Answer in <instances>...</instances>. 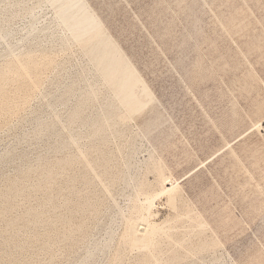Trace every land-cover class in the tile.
Wrapping results in <instances>:
<instances>
[{
  "label": "rangeland",
  "instance_id": "rangeland-1",
  "mask_svg": "<svg viewBox=\"0 0 264 264\" xmlns=\"http://www.w3.org/2000/svg\"><path fill=\"white\" fill-rule=\"evenodd\" d=\"M0 1L3 2L0 3V11L3 9L2 6L9 2L13 14L16 15L9 20L8 25L9 29L18 31L15 35L17 39L21 29H24L29 21L25 12L26 8L34 6L32 4L35 2L29 0L26 2L29 4H25L24 7L22 4L17 5L20 9L24 8L20 11L19 7L11 4L14 0ZM87 2L140 73L156 102L147 105L140 113L134 115L127 123V126L129 125L126 126L127 131L124 130L125 126L122 127V137H115L121 141L119 143L113 136L114 139L107 135L109 140L105 139V143L103 141L104 146L98 139L94 141V144L90 138L82 134L80 137L83 141L79 139L80 137L78 138L81 140L78 142L79 149L76 145H72L73 148H71V144L64 142L70 147L63 148L66 146L63 143V145L60 144L61 149L56 151L51 147L63 141V138L66 139V134L70 132L71 127L75 128L71 134H75L77 130L86 129L69 125L64 119L69 113L70 106L75 104L76 98L69 101L72 104L57 103L52 110L43 108L38 114V120L45 126L49 123L46 127L41 128L38 123L29 121L27 116L36 108L39 110L43 95L48 94V97H51L53 93L58 94L56 84L61 83L60 85L63 86L67 82L70 83L73 78L75 79L79 72V64L78 67L76 66L79 56L77 48L75 47V50L72 46L70 49L57 44L50 47L48 40H40L37 42L39 47L35 51L43 50L44 56L40 60L42 55H38L39 58L35 56L38 58L37 61H40H38V67L40 63H43V66L50 63L51 66L47 68L45 65L47 69L43 70L44 67L40 64L42 68L39 67V69L41 68L42 74L37 68H33L34 71H31L32 68L25 72L21 71L23 73L21 78L16 77L21 70V63L13 62L16 57L10 60V64L14 63L17 69L11 65L8 68L14 67V71L18 72L13 75V69L11 72L7 68L14 76L12 78L18 79L15 83L23 84L21 80H25V87L21 84L24 88L19 87V89L24 90L30 86L28 90L31 94L27 93V88L22 91L18 90V87L16 90V86L11 87L7 82L15 85L13 82L15 80L9 79L4 81L2 89L10 87L11 91L5 89L6 95L3 90L0 93V96H4V99L0 97L2 105L5 102V105L14 108L15 104L19 108L9 111L8 108L12 109V107L5 108L6 106L3 105L4 108L0 110V157L8 150L10 153V158L6 162L0 158V198L4 199L8 185L17 180L18 183L20 181L18 185L15 182L13 186L12 184L9 186L13 187L8 189L9 195L6 193L10 200L5 197L0 206L2 207L0 210L7 207L5 209L7 211H3L4 214L1 211L3 215L0 214V264H77L84 256L86 248L94 241L104 238L106 227L110 228V226L114 230L115 237L109 249L103 251L102 256L97 257L96 264H112V262L113 264H139L137 260L140 258V251L116 247L118 236L124 231L125 218L128 216L130 205L142 196L141 193L136 196L130 185L122 187L124 183H120L118 179L122 164L129 154L132 155L130 161L132 168L135 166L134 172L131 171L132 174L134 173L133 177L147 183L152 182L153 186H157V182L154 183L156 174L152 170L153 164H150L152 162L150 158L153 156L154 160L159 161L162 178L169 176L180 186L184 203L180 209L174 210L169 206L165 196L157 197L147 222L150 221L151 224L153 222L159 228L163 225L161 227L163 230L173 226L176 231L175 237H181L182 231H185L182 226L188 225L189 222L185 216L180 219L178 213L187 211L188 215H191L192 211H196L190 218L195 219V216L199 215L198 218L206 225L205 236L212 235L214 242L218 243L214 245L215 253L205 250L196 258L193 257V264H209L216 257L222 258V264H264V0H87ZM36 12L38 27L45 25L52 15L51 11L45 7L42 11ZM2 49L3 45L0 43V51ZM44 51L46 54L49 52L51 54L45 55ZM47 57L51 62L52 59L58 62L51 63ZM44 60L47 62L45 63ZM1 61L4 60L0 59V65L4 66ZM32 72L38 76L33 78ZM30 77L31 81L35 79L40 86L31 84ZM26 80H28L27 84H25ZM31 85L35 86L32 92ZM12 90H16V93L19 91L17 96ZM7 92L10 97L7 96ZM26 93L27 96H25ZM14 95L17 97H15L16 101L15 98H11ZM10 98L14 99L12 101L14 104L9 102ZM22 102L25 105H22ZM2 111H7V114L1 113ZM9 112L11 113L8 115ZM65 125L67 128H63L66 129L64 131L61 127ZM37 128H41L39 138L34 135ZM58 128L62 130L56 131ZM56 138L61 141L59 142ZM51 143L52 146H50ZM92 144L98 145L89 148ZM80 148H84L85 151ZM117 148L121 151L119 152ZM114 150L118 154H115L117 152ZM81 151L85 152L90 163H95L94 170L97 168L96 164H99L102 151H104L103 155L101 154L102 158L106 159L110 155L111 160L109 158V161L105 160V162L108 166L107 170L113 168L111 169L113 171L106 172L109 176L112 174L110 178L116 180V183L112 180L114 186L110 182L111 179L108 182L104 177L105 182H103L100 178L94 179L89 169H87L89 175L87 171H83V168H86L83 166ZM94 151H97V154ZM65 158L74 159V163L73 161H69L72 164L68 163ZM94 158L98 159L97 163L96 160L93 161ZM61 159L65 161L62 162ZM55 161L62 162H58L60 168H56L59 166L55 165ZM63 163L66 164L67 169L62 165ZM68 164L71 167H68ZM51 165H54L56 169L53 167L49 169ZM46 169L55 171L54 174H56L50 172L52 176L48 174L50 177H47L46 173L49 171ZM43 170L47 172L44 173ZM20 172L21 176L24 174L27 176L21 177ZM20 177L21 180L22 178L25 180H19ZM106 177L108 178L107 175ZM40 178L42 181H39ZM83 178L87 181L85 182ZM89 178H93L94 181L90 182ZM47 180L49 186L45 184ZM101 181L103 183H100ZM43 184L47 187V191ZM104 184H109L107 185L109 193L108 190L105 191ZM16 185L19 191L22 190V186L24 189L26 187L22 190L23 194L21 192L13 194L18 191H14ZM38 185L43 186V189H39L42 187ZM33 187H36V190ZM72 191L75 193L77 191L78 194H73ZM49 192L51 194L47 196ZM10 193L13 196H10ZM72 195L76 199L80 198L76 200L72 198ZM64 196H67L66 202H64ZM84 198L89 199L88 204L78 206L82 204ZM51 200L54 201L51 202ZM5 201H9L7 205L4 204ZM183 205L188 209L186 207L184 209ZM53 206L56 207L52 208ZM72 206L76 207L75 210L71 208ZM38 212H42V215ZM26 213L34 214L35 217ZM39 215L41 217H38ZM139 222H134V226H137L135 229H143L146 225L144 223L146 221ZM8 224L10 225L7 226ZM97 224L98 226H95ZM65 227L74 235L71 232L61 231L64 235L60 234L57 239L55 233L58 235L60 233L58 229L66 230ZM206 231L209 232L208 235ZM183 235L182 238L187 239V236ZM69 237L72 242L66 240ZM196 240L199 241L197 237L192 241L196 242ZM164 241L160 242V246L162 244L160 252L178 249L174 243ZM179 241L182 242L183 239ZM192 244L196 246V243ZM116 249L117 252H115ZM116 253L118 255L122 253V255L118 257ZM113 255L119 258L116 259L117 262ZM187 260L191 262V258Z\"/></svg>",
  "mask_w": 264,
  "mask_h": 264
},
{
  "label": "bare ground",
  "instance_id": "bare-ground-1",
  "mask_svg": "<svg viewBox=\"0 0 264 264\" xmlns=\"http://www.w3.org/2000/svg\"><path fill=\"white\" fill-rule=\"evenodd\" d=\"M6 1H9V0H6ZM1 2L2 1H0V3ZM26 2H29V0H14V3L15 4L13 2L12 3L10 2V3L13 6L15 5L16 7H17V5L22 4L23 7H24L25 4H26ZM34 2H35V4L34 3L32 4L34 6H31V4H30L31 7H27V8L25 7L26 8V11L25 12L27 13V17L29 18V21H28L27 25L24 27V29H21V31L19 32V37L17 39L15 38V35H16V33L18 31H15L13 29L12 30L9 29V25H8L9 20L11 18H13V16H16V15L13 14V12H12L13 9L11 8V6H9V2H7L6 4L4 3L5 6H2L1 5L3 7V9H2V11H0V43L3 45V49L0 51V59L4 60L3 62L1 61L4 64V66L3 65L2 66L0 65V93L3 90V91H5V95H6V90L8 91V89H10V91H11V88L10 87L9 88L7 87V89L5 88L6 90L5 89H2V87L4 86L3 85L4 81L6 82V80L8 81V79L9 80H15V81H13L14 83L16 81H18V79L16 80V79H13L12 78L14 76H12V73H11L12 70L11 69H13L15 67V64L14 63L13 64H10V60L13 59V57H16V59L14 58L15 61L13 60V62H15L16 64L21 63L20 64L21 70H20L19 73L17 72L19 75L13 69V72H14L13 75L17 74L18 75V76L16 75L17 78L20 77V76L22 77V75H23L22 72H25L27 69H31V68L32 69L33 68L39 69V67H41V65L43 66V63L42 64L40 63L41 65L39 64V67H38V63L40 62L39 60L41 58H43V56H44V55H42L43 50H40L39 51V49H38V52L35 51L39 47L38 46L39 44L37 42H39L40 40H42V41H43V39H44V41L45 40H48L50 47L51 46L54 47V45H56V44L59 45V46H61V47H65V48L66 47L67 48L70 47V49H72L71 46L73 48L76 47L77 50H78L79 56L77 57L78 58L77 59L78 60V63L76 61H75V63H77V65H76L77 67H78V64H79V67H78L79 72H77L78 70L75 71V73L77 72L75 79L73 78L74 77L73 76L72 77L73 80L70 81V83L67 82L68 84L65 83L66 85H63V86L60 85L61 83L56 84L57 85L56 91L58 92V94H54L53 93L54 95L52 94L51 97H48V94L43 95L42 96V103L40 105L39 110L36 108V110L31 111L30 112V115L27 116V118L29 117V119H28L29 121L32 120L35 123H38L39 126L42 128V126H45V125H43V123H41L38 120V114H39V112L43 108H47V109H51L52 110V108L55 107L57 103H62L61 105H63V104L66 105V104H69L70 103L69 101L71 99H75L76 98L75 99L76 100L75 101V104H73V106H70V109L68 110L69 113H68L67 117L64 118V119H65V122L67 124H69V125H72V126L75 125V127L77 125L80 128H86V129H81L82 132L79 131V130H77L78 132L75 131V134H71V133H73V129H75V128L72 129V127H71L70 132H68V133H67V131L65 132V133H67L66 134V139L63 138V141H61V139H59L61 141L60 142L56 138L60 143H57V144L54 143L55 145L53 147H51V148H53V149L55 148V150L56 149L59 150V149H61V147H62L61 145H63L64 142L66 144L68 143V145L71 144V148H73L72 145H76L78 147V145H79L78 142L82 140V137H80L82 134H84L82 136H85L86 138H90L93 141L92 142L90 140L92 143H94V141H96L97 139L100 140V142L102 141L101 145L103 144V146H104L105 139L106 140L108 139V136L107 135H109V138H111L112 136L114 138L121 136V132L123 131V128L122 127L125 126L124 127L125 129L124 130H126V128L129 126V125L127 126L128 121L134 115L140 113L147 105L156 102V100L154 99L155 97L152 96L153 95L152 92L150 91V89L146 86V84L142 80V78L140 76V73H138V71L134 68V66L130 62V59L126 57V53L123 52V50L121 49V47L116 43L115 39L110 35V33L108 32V29H106L105 25L103 24V21L94 12L93 8L91 7V5H89V3L87 2V0H34ZM28 4H26V5H28ZM6 6H9V8H6ZM18 7L20 9V6H18ZM44 7L47 10H50L51 13H52V15H51L50 19L48 18L49 20L46 21L47 23H45V25H41V27L40 26L38 27L36 25V23H37L36 21H37V18H38L36 11L37 10L42 11ZM21 10H24V8L22 9V7H21L20 11ZM26 13H25V15H26ZM35 41H36V43H35ZM42 41H41V43H42ZM56 46H55V48H56ZM40 47H42V46H40ZM47 47H48V45H47ZM42 48H44V47H42ZM76 48H75V50H76ZM47 50L48 49L46 48V52H48ZM16 52H17V54H16ZM46 52H45V55L51 54L50 52L46 54ZM38 55L39 56L42 55V57L40 56V58H39ZM35 56H37L39 58V60H38L39 62L37 61L38 58H36ZM48 57H49V55H48ZM48 57H47V59H48ZM49 58L51 59V57H49ZM52 58H53V56H52ZM46 60H44L45 63L49 59L47 61ZM53 61L54 60L52 59V62ZM41 62H43V60ZM57 62L54 61L53 63L56 64ZM11 63H12V61H11ZM54 64H52V66ZM9 65L14 66V67L13 68L11 67L9 69L8 68ZM45 65H47L46 66L47 68H48L49 65L51 66L50 63L49 64L46 63ZM45 65L43 66L44 67L43 70L46 68ZM77 67H76V69H77ZM41 68L39 69L40 73H41ZM15 69H17V68L15 67ZM34 70L35 69H33L31 71H34ZM39 71H37V72L39 73ZM33 73L34 72H32V74ZM29 76H30V74H29ZM36 76H38V75L36 74ZM36 76H35V73H34L33 78H36ZM31 77L29 78L31 84L33 83V85L40 86V85H38L40 83H37V81L35 79L34 80L36 82H34L33 79L31 81ZM20 78H19V81L21 80ZM39 78L41 79V75H40ZM40 79H38V80H40ZM21 81L23 82V84L20 82V83H18V85H17V83H15V85H14L12 82H11L12 83L11 84L9 81L7 83H9L11 85V87H12V85L13 86H16V90H17V87H18V90H22V89H19V87L20 88H24L25 87V85H24V81L25 80L23 81V79H22ZM27 81L28 80H26L25 84H27ZM7 83H5V84H7ZM34 83H36V84H34ZM19 84H20V86H19ZM21 84L24 87H22ZM29 84L30 83L28 82V85ZM10 85H8V86H10ZM28 88L26 90H28ZM31 88L33 89V90H31V92H32V91H34L35 86H32ZM13 89H15V87ZM25 89L22 90V91H25ZM16 90H12V92L15 91V93H16ZM35 90H37V89H35ZM18 92L19 91H17V93ZM28 92H29V90L27 91V93ZM2 93L4 95V92H2ZM17 93H16V96H17ZM27 93H26L25 96H27ZM19 94H21V93H19ZM40 94L42 95V93H40ZM12 95H13V93H12ZM21 95H23V94H21ZM7 96L10 97L9 93H8ZM7 96H6V98H7ZM16 96L15 95L13 97L11 96V98H15ZM49 96H50V94H49ZM0 97L2 99H4L3 98L4 96L3 97L0 96ZM16 98H15V101H16ZM2 99L0 101V110H2L4 108V107H2L3 105L6 106L5 108H7V107L10 106V105L9 106L8 105H5V102H3V105H2ZM27 99L28 98H26V100ZM13 100L14 99H11V101L9 100V102L11 103ZM18 100H19V97H18ZM3 101H5V100H3ZM17 102H15V103H17ZM18 104H20V102ZM21 104L22 105H25L24 102H22ZM70 104H72V103H70ZM13 106H14V108L12 106H10V107H12V109L8 108L9 111L10 110L13 111V109H16L17 106H15V104ZM17 109H19V108L17 107ZM1 113H3V114L6 113L7 114V111L6 112H3L2 111ZM10 113L11 112H9L8 115ZM3 117H5V115ZM23 118H25V117H23ZM27 118H26V120H27ZM0 121H1V119H0ZM61 121H62V119H61ZM48 124H46V126ZM52 125H50V127H52ZM65 127H66V125L65 126H62L61 128L63 129ZM41 128L40 129L37 128V130L34 132V135H35L36 138H39L41 136ZM61 128H58V130H56V131H60L59 129H61ZM121 128H122V130H121ZM63 130L65 131L66 129H63ZM83 130L85 132H83ZM43 132H44V130H43ZM61 132L63 133V131H61ZM129 133H130V130H129ZM46 135H48V134H46ZM53 135H54V133H53ZM123 135H124V133H123ZM132 135H134V134H132ZM64 136H65V134H64ZM57 137H59V136H57ZM85 137H84V139H86ZM113 137H112V139H114ZM136 137H138V136H136ZM78 138L81 139V140H79ZM115 139H117V138H115ZM128 140H126V141L128 142ZM58 141H56V142H58ZM90 141H88V142H90ZM103 141H104V143H103ZM113 141L115 142V140H113ZM116 141H118V139ZM100 142L97 141V143H99V144H100ZM119 142H121V141H118V143ZM111 143H112V141H111ZM132 144H136V143H132ZM97 145H95V146L97 147ZM116 145H118V144H116ZM50 146H52V143H51ZM80 146L83 147L82 145H80ZM93 146L94 145L92 144V146H90V147L88 146V147L91 148ZM66 147L68 148L70 146H67L66 145L63 148L66 149ZM77 147H75V148L77 149ZM119 148H120V146H119ZM119 148H117L118 151L120 150ZM132 148L134 149L133 145H132ZM78 149H79V147H78ZM81 149H83V151H85L84 148H80V150ZM102 149H106V148H102ZM88 150H90V149H88ZM98 150H100V149H98ZM83 151H81V155H82L81 156V159H83V163H84L83 166H85V168H86V169H84L83 166H82L83 171H87V169H89L91 171V175L93 174V178L94 179H96V178L99 179L100 178L101 180H103V182H105V180H107V181L109 180L110 181V179H111L110 182H112V185H113L114 182L116 183V180L115 179H112V177L110 178V176L112 174L110 176L108 174V172L111 169H113V168H111V169L109 168L110 170H107L108 166H107V163L105 162V160L106 161H109L110 155H108L106 157V159H104V158H102V155H103L102 152H104V151H102L101 153L99 152L100 153V156H101V157H99L100 158L99 161L101 162V160H102V164H100V162L98 161V159L96 160V158H94L93 161L96 160L95 162L97 163V161H98V163L100 164V166H99V164H96L97 165V168H96V170H94L95 163L93 161H91V162H93V164L90 163V161H89L90 159L85 155V152H83ZM107 151H108V148H107ZM114 151H116V150H114ZM94 152H96V154H97V151H94ZM89 153H91V152H89ZM115 154H118V152L115 153ZM115 154L114 155L112 154V155L115 156ZM9 156H10V153H9V150H8L0 158H1L2 161H5L6 162L10 158ZM70 156H73V155H70ZM78 156H79V154H78ZM131 156L132 155L129 154L127 158L125 157L126 158V161H124V164H122L121 170L119 171L120 174H119L118 179H119L120 183L121 182L124 183L123 184L124 186L122 185V187H127V186L130 185L129 187L132 186L131 188L133 189V191H134V193H135L136 196H138L139 193H141L142 196H141V199L139 198L137 201L135 200V202H133L132 205H130V207H129L130 209L128 210V216H127V218H125V222H126L125 223V228H124V231L118 236L117 246L116 247L117 248L122 247L123 249L128 248V250L131 248V249H136V250L140 251L141 252V255L139 256L140 257L139 258L140 261L137 260L138 263L140 262L139 264H146V263L147 264H172V263H176V264H193V259H194L193 257L196 258L197 255H200L205 250H208V251L211 250L210 252L212 254L215 253L214 252V249H215L214 248L215 247L214 245L216 243L214 242L213 238L211 237L212 235L211 236H205V234H204L205 233L204 231L206 230L205 229L206 228L205 223L198 218L199 215L198 216H195L196 217L195 219L190 218V216H192V213L193 212H196V211H192V213H190L192 209L189 212L191 215H188V212L187 211H186V213H184L185 211L184 212L181 211L180 214L178 213V215H180V219L182 218V216H185V217H187L186 219L189 222L188 225H186V224H185V226L184 225L183 226L181 225L183 227V230L185 229V231H182L183 233H181L182 234L181 237H175L174 234L176 233V231L174 230V227L173 226H168V227H170V228L167 227L168 230L167 229L163 230V228H161V227H163V225L159 228L158 226L154 225L153 222H152V224L150 223V221L147 222V217L150 214H152L151 213V210L154 208V200L157 199V197H161V196L164 197L165 196L168 204H170L169 206H171L174 210L180 209V206L182 204H184L183 203V200H182L183 198H182V195H181V191H180L179 184H177L176 182H174L173 179L170 178L169 176H165V177L163 176V178H162V169L160 168L159 161L154 160L153 159V156H151V155H150L151 156L150 159H152L151 160L152 162L150 164H153V169L152 170L156 174V178H155L154 183L157 182V186H153L151 184L152 182L151 183H149V182L147 183L146 181H144V180H142L140 178L138 179L136 177H133L134 173L132 174L131 171H133L135 169V166L133 167L134 168L133 169L132 168V164L130 163ZM97 158H98V156H97ZM41 159H42V157H41ZM65 159L68 160V158H65ZM70 159H72V158H70ZM63 160H62V162H63ZM110 160H111V158H110ZM69 161L70 162L73 161L72 163H74V159L73 160H68V163H70ZM113 161H115V160H113ZM58 162L59 163H62L60 161H58ZM58 162L56 163V161H55V163H56L55 165L56 166H59L58 165ZM79 162L81 163V161H79ZM72 163H70V164H72ZM52 164H54V163H52ZM70 164H68V167H71V166H69ZM62 165H64V163ZM91 165H93L94 167L91 166ZM133 165H135V164H133ZM137 165H139V164H137ZM53 166L54 165H51V168L49 167V169H52ZM64 166H66V164ZM139 167L140 166H138V168ZM53 168H55V167H53ZM56 168H60V166L59 167H56ZM66 169H67V166H66ZM100 169L102 171H100ZM136 169H137V167H136ZM46 170H48V169H46ZM48 171H49V173L47 171L44 172V170H43L44 173L47 172L46 175L50 174V172L52 170L51 171L48 170ZM106 171H108V172H106ZM111 171H113V170H111ZM54 172H51V173L54 174ZM114 172H116V170ZM114 172H113V174H115ZM25 174H26V172H25ZM135 174H136V172H135ZM21 175H22V173L20 172V176ZM54 175L51 178L52 180L54 179ZM87 175H89L88 174V171H87ZM106 175L108 176V178L106 177ZM23 176H21V177H23ZM26 176L27 175H25V177ZM43 176H44V178L50 177L49 175L47 177H45V175H43ZM43 176H41L42 179H43ZM21 177H20L19 180H21ZM104 177L106 178L105 180H104ZM41 178L39 179V181L41 180ZM93 178H89V180L91 179L90 182H93L94 181ZM114 178H115V175H114ZM10 179L13 181L12 178H10ZM72 179H73V177H72ZM86 179L88 180L87 176H86ZM14 180H17V179H14ZM22 180H25V178H22ZM83 180L85 181L84 178H83ZM112 180L113 181L115 180V181L113 182ZM17 181H15V182H17ZM44 181H46V180H44ZM15 182H13V183L15 184ZM48 182H49L48 180H47V183L45 182L46 186H49ZM52 182H54V181H52ZM103 182L101 181L100 183H103ZM117 182H118V180H117ZM13 183H11L12 185L11 184L10 185L13 186L14 185ZM19 183H20V181H19ZM19 183L17 182V185ZM87 183H89V182H87ZM10 185H8V189L9 188L10 189L13 188V187H9ZM17 185L14 186V191L18 190ZM107 185H109V184H106L105 185V187H106L105 188V191L109 189V188H107ZM125 185H127V186H125ZM46 186H45V190L47 188ZM15 187H17V189H15ZM23 187L24 186H22L21 189L22 190H25L26 187H25V189ZM39 187H42V188H39ZM39 187H38L39 189H43V186L40 185ZM6 189H7V187H6ZM8 189L6 190V192L4 191L5 194L8 193L7 192ZM33 189L36 190V187L35 188L33 187ZM22 190L21 191L18 190V191H16V193H13L14 191L12 190V193L13 194H19L20 192L22 193ZM72 193L73 194H76L77 191H76V193H75V191L74 192L72 191ZM108 193H109V190H108ZM5 194H4V196L7 199H9L7 197L9 195V193H8V195L7 194L5 195ZM50 194L51 193L49 192V194L47 196H49ZM68 194H69V198L71 199L70 193H68ZM68 194H67V196H68ZM10 196H13V195L10 193ZM14 196H16V195H14ZM73 196L74 195H72V198H74ZM5 197H4V199H6ZM66 197L64 198V202H66L65 201ZM75 197H78V196L75 195ZM82 197H81V199H82ZM52 198H53V196H52ZM79 198L80 197H78L77 199H79ZM4 199L3 198L2 199L0 198V200H1L0 206L2 205V203H3L2 200H4ZM74 199H76V198H74ZM53 201L51 200V202H53ZM88 201H89V199H85L84 198L83 202H81L82 204H79L78 206H81V205H84V204H88ZM7 202H9V201H7ZM7 202L5 201L4 204L7 205ZM45 202H46V199H45ZM45 202L43 204H45ZM68 204L65 203V205H68ZM74 204L75 203H73V205ZM39 206H41V205H39ZM56 206H53L52 208H55ZM185 207L187 208V206H184V209H185ZM1 208L2 207H0V209ZM6 208L7 207H5V209ZM39 208L40 207H38V209ZM71 208H73V206ZM75 208H73V209L75 210ZM5 209L3 207V210H0V214L1 215H3L4 212L7 211V210L5 211ZM1 211L2 212L4 211L3 214L1 213ZM31 211H33V210H31ZM31 211H30V213H31ZM33 213H35V212H33ZM41 213H39V214H41ZM26 214L29 215L28 213H26ZM194 215H195V213L193 214V216ZM29 216H34L35 217L34 214L33 215L31 214ZM38 217H41V216L39 215ZM28 219L30 221V218L29 217H28ZM33 221H35V220H33ZM36 221H38V219ZM136 221H140L139 223H141V221H142V223L144 221H146V222H144V223H146V225L145 226L143 225L144 226L143 229L142 228L141 229L140 228L139 229H137V228L135 229V227H137V226H134V222H136ZM26 222H27V219H26ZM26 222H25V224H26ZM61 222H63V221H61ZM9 223H11V221ZM65 224H66V222H65ZM65 224H63V225H65ZM165 224L166 223H164V225ZM9 225L10 224H8L7 226H9ZM136 225H137V223H136ZM95 226H98V224L95 225ZM182 227H180V228H182ZM65 228H67V227H65ZM106 228H107V231H105L106 235H104L106 238L104 236H102V237H104V238H102L104 240L100 239L98 241H94L91 246H88L90 248L89 249H88V247L86 248V251H85L84 256L77 262V264H96L97 263L96 262L97 261L96 260L97 257L99 255H101L103 251L105 252V250L107 251L109 249L110 244H111L112 240L115 237L114 236L115 233H114V230H113V228L111 226H110V228H108V227H106ZM63 229L64 228H62L61 230L58 229V231H60V233H58V235H57V233H55V235H56L55 237L60 236V234H62L64 231H67L68 233L71 232V231L69 232V229L68 228H67L68 230L67 229L66 230H63ZM61 231H63V232L61 233ZM207 231H206V233L208 235L209 232H207ZM65 234H67V233L65 232ZM71 234H73V233L71 232ZM183 234H185L187 236V239H184V237L182 238V236H184ZM63 235H64V233H63ZM202 235H204L205 237H203ZM46 236H48V235H46ZM55 237H54V239H55ZM70 237H72V236H70ZM70 237H69V239H66V240H69L70 241ZM196 237H197V239L199 241H197V240H196V242L192 241L193 238L195 239ZM57 239H58V237H57ZM164 239H165V241H164ZM170 239H173V240H170ZM179 239L180 240L183 239V241L181 242V241H179ZM190 239H191V241H189ZM162 240L164 242L167 241L169 243L171 242L172 244L174 243L175 246H177L178 249H176V248H175V250L174 249H167L165 252H163V251L160 252V248L162 246V244L160 246V242L163 243ZM64 241H65V239H64ZM70 242H72V240ZM70 242H68V243H70ZM188 242H190V243H189L188 246H186V244ZM191 242L192 243H196V246H194V244H192ZM170 244H169V246H171ZM16 248H17V246H16ZM117 251L118 250L116 249L115 252H117ZM117 255H115V256L113 255L116 262L119 259L118 257H120L122 255V253H121V255H118V257L116 258ZM220 256H222V255H220ZM112 258H111V260H112ZM190 258H191V262L192 263L187 260V259H190ZM221 259L222 258H220V257H218V258L216 257L215 259L211 260L209 264H222V260ZM112 264H113V262H112Z\"/></svg>",
  "mask_w": 264,
  "mask_h": 264
}]
</instances>
